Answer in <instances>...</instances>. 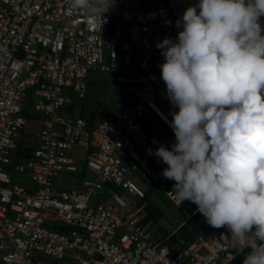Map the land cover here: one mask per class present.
Segmentation results:
<instances>
[{"label": "built area", "instance_id": "2783aa9c", "mask_svg": "<svg viewBox=\"0 0 264 264\" xmlns=\"http://www.w3.org/2000/svg\"><path fill=\"white\" fill-rule=\"evenodd\" d=\"M148 1L143 9L115 0L99 30L68 0H0V264H229L247 248L232 252L227 227L209 226L177 250L182 240L146 230L143 209L110 187L141 200L139 175L165 190L168 165L140 121L149 113L174 135L166 119L178 109L160 108L170 101L156 44L177 38L178 15L170 0ZM92 70L107 73L128 100L118 117L89 124L66 114ZM32 114L45 121L34 126L28 154L17 156ZM82 171L80 180L68 177Z\"/></svg>", "mask_w": 264, "mask_h": 264}, {"label": "clouds", "instance_id": "9594fccd", "mask_svg": "<svg viewBox=\"0 0 264 264\" xmlns=\"http://www.w3.org/2000/svg\"><path fill=\"white\" fill-rule=\"evenodd\" d=\"M99 30L115 0H68ZM199 9V11H197ZM264 0H198L173 40L156 44L175 142L155 155L168 165L181 204L190 201L243 264H264ZM166 23H170L166 21ZM94 122V121H93ZM149 155L152 151L149 150Z\"/></svg>", "mask_w": 264, "mask_h": 264}, {"label": "rangeland", "instance_id": "374dc122", "mask_svg": "<svg viewBox=\"0 0 264 264\" xmlns=\"http://www.w3.org/2000/svg\"><path fill=\"white\" fill-rule=\"evenodd\" d=\"M135 4L143 9L150 8L151 2L148 0H134ZM85 89H84V97L79 98L77 93L72 92L69 97L71 99V104L67 108L69 117H81L83 116L86 119H92L97 122L103 117L107 116H115L118 117L122 107L124 105L125 99L128 97L126 92H123L121 88L110 81V76L107 73H102L98 70L90 71L85 80ZM171 104L160 105V108L168 113ZM169 116L172 118L170 113ZM147 118L152 120H156L152 115L147 113ZM28 124L26 125L25 135H22L20 140H16V147H19V143L27 148H32L35 143L33 141L34 128L42 124L45 121L39 115L32 114L27 117ZM35 126V127H34ZM26 136V137H25ZM139 149V153H140ZM150 166L154 170H158V167H155L151 161ZM128 179L134 182V178L132 176H128ZM136 184L139 188L145 192L147 196L146 201L148 202V197L150 200L157 202V204H161L163 214L162 218L159 221V225L164 229V232L171 231L174 227L180 224L187 216V213L183 210V207L180 203L175 199V195L172 191L173 195L169 197L166 196L167 189L161 190L160 186L154 185L148 180L137 175ZM69 185H73L71 187H75L74 183H70ZM61 188V186H58ZM112 190L119 194L125 195L128 199L130 205H135L137 207H141L144 209L146 205V201L140 200L137 197H134L127 193L126 190H122L113 185L110 186ZM157 233L162 234L161 230H157ZM237 249L231 247V251L235 252Z\"/></svg>", "mask_w": 264, "mask_h": 264}, {"label": "trees", "instance_id": "16d2710c", "mask_svg": "<svg viewBox=\"0 0 264 264\" xmlns=\"http://www.w3.org/2000/svg\"><path fill=\"white\" fill-rule=\"evenodd\" d=\"M28 108H24V115L26 116ZM85 120L89 124H93L92 119ZM141 128L147 133L150 144H154L156 148H158L161 144L165 147L171 149V145L175 142V136L158 120H152L150 118L144 117L140 121ZM31 148H27L19 143V147L17 148V156H26ZM163 162V161H162ZM164 163V162H163ZM165 164V163H164ZM68 177L74 180H80L84 177V172L80 173H70ZM76 183V182H75ZM60 185H63L62 182H59ZM175 184L174 180L167 179L165 182V187L168 191H172L173 185ZM72 186V185H69ZM147 196L145 195L143 199L146 201ZM183 207V210L187 213L186 218L176 227H174L169 232H164V229L159 225V221L164 215L161 204H157V202L150 200L148 197V202L146 201V205L143 209L144 216L141 220V225L146 230L156 231L161 230L162 234H159L162 237L170 236V240L172 243L177 244L180 240L184 242L183 246H178L177 250H182L187 245L191 244L210 226L205 222L204 217L197 211V206L190 202L184 201L180 204ZM249 249L241 251L237 254L233 260L229 264H241L242 258L248 253Z\"/></svg>", "mask_w": 264, "mask_h": 264}, {"label": "water", "instance_id": "95a60500", "mask_svg": "<svg viewBox=\"0 0 264 264\" xmlns=\"http://www.w3.org/2000/svg\"><path fill=\"white\" fill-rule=\"evenodd\" d=\"M170 1H172L174 4V8H175V11L178 15V19L182 18V15H183V13L187 7L198 3V0H170ZM197 11H199V9H197ZM260 19H261L262 27H264V16H262ZM180 30H182V29H178V32ZM262 34H264V33H262Z\"/></svg>", "mask_w": 264, "mask_h": 264}, {"label": "crops", "instance_id": "0c3cea01", "mask_svg": "<svg viewBox=\"0 0 264 264\" xmlns=\"http://www.w3.org/2000/svg\"><path fill=\"white\" fill-rule=\"evenodd\" d=\"M127 100H128V97L125 99V101H124V105L127 104ZM124 105H123V106H124ZM81 117L84 118L83 116H81ZM84 119H85V118H84Z\"/></svg>", "mask_w": 264, "mask_h": 264}]
</instances>
